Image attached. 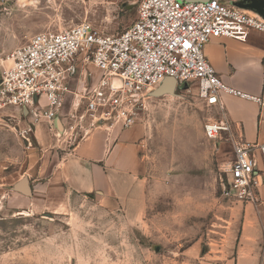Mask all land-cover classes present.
Returning <instances> with one entry per match:
<instances>
[{
	"label": "rangeland",
	"instance_id": "374dc122",
	"mask_svg": "<svg viewBox=\"0 0 264 264\" xmlns=\"http://www.w3.org/2000/svg\"><path fill=\"white\" fill-rule=\"evenodd\" d=\"M137 9L138 0H0V71L5 57L35 34L88 22L115 35L136 20ZM72 67L59 111L64 141L79 123L78 87L89 89L100 76L82 57ZM29 117L28 108L0 112L5 182L27 169L31 148L19 130ZM214 118L195 82L148 94L136 121L146 124L148 168L140 197L123 206L85 198L61 214H25L9 200L8 186L0 187V264H227L237 234L232 201L223 196L233 147L225 135L206 138L204 125Z\"/></svg>",
	"mask_w": 264,
	"mask_h": 264
},
{
	"label": "built area",
	"instance_id": "2783aa9c",
	"mask_svg": "<svg viewBox=\"0 0 264 264\" xmlns=\"http://www.w3.org/2000/svg\"><path fill=\"white\" fill-rule=\"evenodd\" d=\"M251 31L264 33V20L243 12L231 0H138L136 20L115 35L102 34L82 22L35 34L12 50L0 71V112L28 108L34 122L52 125L76 57L90 63L100 76L89 89L78 87L80 116L75 122L79 123L69 128L67 144L82 140L97 127H132L145 109L148 94L165 80L195 82L201 103L220 110L217 118L204 125L206 138L225 135L232 142L233 160L223 196L256 203L261 182L255 151L264 159V145L234 140L219 98L225 94L264 106V94L256 97L227 86L204 56L211 40L224 37L244 42ZM30 132L29 128L19 130L26 147H31Z\"/></svg>",
	"mask_w": 264,
	"mask_h": 264
},
{
	"label": "crops",
	"instance_id": "0c3cea01",
	"mask_svg": "<svg viewBox=\"0 0 264 264\" xmlns=\"http://www.w3.org/2000/svg\"><path fill=\"white\" fill-rule=\"evenodd\" d=\"M231 1L242 6L239 9L243 12L264 20V12L257 9L264 11V0ZM252 2L258 6L249 7ZM204 56L227 86L256 97L264 94V33L248 32L244 42L213 39L206 44ZM219 101L235 141L264 145V106L225 94ZM212 110L220 115L218 107ZM65 119L59 115L50 125L29 117L24 123L22 129L31 130L27 169L11 182H5L6 174L0 170V187L8 186L9 200L18 204L15 207L25 214L49 215L63 213L76 199L123 206L140 197L141 177L148 168L144 156L146 124L137 122L127 129L97 127L69 145L61 139ZM255 156L261 182L258 201L231 200L237 234L227 264H264V159L258 151ZM23 184L26 190L21 189Z\"/></svg>",
	"mask_w": 264,
	"mask_h": 264
},
{
	"label": "water",
	"instance_id": "95a60500",
	"mask_svg": "<svg viewBox=\"0 0 264 264\" xmlns=\"http://www.w3.org/2000/svg\"><path fill=\"white\" fill-rule=\"evenodd\" d=\"M179 1H192V2H199V1H206V0H179ZM234 4V6H236V7H238V8H240V7H242V6H240L239 4H237V3H233ZM258 5H257V3H255V2H252L250 5H249V7H252V8H256ZM260 12H264L261 8H257ZM164 82H166V83H164ZM164 83V84H163ZM163 84V85H162ZM162 84L160 85V87L161 88H164V89H166V87L167 88H169V89H174V86H175V82L173 81V80H165V81H163L162 82ZM168 84V85H167ZM26 185L25 184H23L22 185V188L21 189H24V190H26V187H25Z\"/></svg>",
	"mask_w": 264,
	"mask_h": 264
}]
</instances>
